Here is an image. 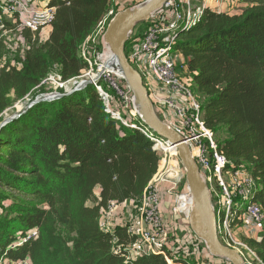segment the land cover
Here are the masks:
<instances>
[{"label": "trees", "instance_id": "1", "mask_svg": "<svg viewBox=\"0 0 264 264\" xmlns=\"http://www.w3.org/2000/svg\"><path fill=\"white\" fill-rule=\"evenodd\" d=\"M45 1L56 8L54 21L44 40L39 31H22L19 66L3 61L0 43V116L34 93L50 73L63 82L81 75L88 62L80 47L110 3ZM242 1L247 6L239 14L205 6L188 23L177 24L172 49L186 58L185 71L193 73L204 124L225 134L216 140L219 151L232 170L252 176L248 200L261 206L264 229V0ZM0 19L8 28L15 26L1 13ZM58 92L63 95L52 100L36 99V93L31 98L36 101L0 127V262L193 264L167 249L129 257L134 239L125 227H99L102 209L112 201L135 207L158 171L155 134L138 118L131 120L136 128L120 125L92 84ZM249 244L259 246L264 263V236Z\"/></svg>", "mask_w": 264, "mask_h": 264}, {"label": "built area", "instance_id": "2", "mask_svg": "<svg viewBox=\"0 0 264 264\" xmlns=\"http://www.w3.org/2000/svg\"><path fill=\"white\" fill-rule=\"evenodd\" d=\"M130 1L139 0H125L124 2ZM225 1L215 0L216 4L211 9L217 12L225 11ZM115 2L118 0H110L108 9L90 35L93 39H100L104 45L106 44L103 40L104 32L110 17L115 15L110 5ZM124 2H118V4ZM205 6L195 5L193 7L191 0H169L160 10L151 14L148 21H144L146 26L143 30H139L143 22L137 23V28L134 26L127 39L129 49L127 58L139 72L142 80H146L143 84L148 91L149 98L154 97L159 103V110L163 118L161 120L181 134L183 142L188 146L197 165L198 173L208 189L210 198H212L211 193H215L216 205L211 204L216 215L217 235L220 242L239 252L244 249L254 254L241 240V237L257 239L262 232V208L258 203L248 200L254 180L245 170H232L225 155L219 151L213 131L204 124L201 103L192 89L191 80H186L187 78L181 76L180 71L183 66L178 65V52L172 49L175 26L179 23H188ZM55 12L56 8L48 6L45 0L38 2L37 0H0L1 15L13 23L12 26L15 24L14 27L8 28L0 19V43L6 45L5 34L17 30L20 34L24 29H28L32 33L45 32L47 36V30L54 21ZM20 36L21 42L24 43L22 35ZM98 59L101 63L99 66L101 76H104L109 84L105 80L98 81V79H94L95 77L92 78L94 80H91V84L104 100L105 111L120 121L123 126L136 128L132 121L123 120L118 109L112 107L113 100L111 98L113 95L108 94L103 87H105L104 84H107V86L110 85L113 92H119L120 95L117 93L119 95L118 102L122 101L123 103L121 108L126 110L132 118H140L131 90L121 74H117L105 66L101 55ZM87 62L88 66L84 70H88V76H93L90 60ZM113 74L117 77H115L116 79ZM82 77L81 73L80 76L63 82L58 75L48 76L41 81L40 85L46 84L50 78H55L58 88L65 90L70 85L74 87L81 83ZM152 139L154 140L153 149L160 155L159 169L147 184L143 194L135 201L136 214L133 219L129 224L123 225L126 233L134 239L128 246L129 257L162 249L169 251L166 244L167 233L163 227L162 212L159 208L158 185L160 183H169L166 194L169 199L173 200V209L180 211L185 218H188L192 206L187 183H181L177 171L180 159H178L176 150L159 137L154 136ZM127 205L128 202H110L107 208L100 212L99 227L103 231H109V221L117 214L119 215ZM244 233L248 236H245ZM36 234V231H33L32 236H36ZM119 248L118 246L117 249ZM259 262L263 263L261 259ZM17 264H21V262Z\"/></svg>", "mask_w": 264, "mask_h": 264}, {"label": "water", "instance_id": "3", "mask_svg": "<svg viewBox=\"0 0 264 264\" xmlns=\"http://www.w3.org/2000/svg\"><path fill=\"white\" fill-rule=\"evenodd\" d=\"M168 1L146 0L136 8L117 12L109 22L103 40L109 45L119 72L131 90L134 100H136L134 103L140 114L139 120L155 134V137L165 140L168 145L174 147L183 165L187 187L192 198V207L188 215L191 231L205 243L208 252L212 256L224 258L230 264H249L239 252L220 242L217 235L216 215L210 202V194L198 173L197 165L188 146L183 142L180 133L169 127L157 116L139 72L130 64L124 52L128 35L134 26L137 23L148 21L149 16L160 10ZM90 83L91 81L81 82L63 93H72ZM60 95L63 94L56 92L36 99L52 100ZM24 109H16L11 115H3L7 112L6 109L0 116V127L18 117Z\"/></svg>", "mask_w": 264, "mask_h": 264}, {"label": "rangeland", "instance_id": "4", "mask_svg": "<svg viewBox=\"0 0 264 264\" xmlns=\"http://www.w3.org/2000/svg\"><path fill=\"white\" fill-rule=\"evenodd\" d=\"M38 1L39 0H37V2ZM145 1L146 0H141V1L139 0V1H135V2H133V1L131 2L130 1V2H127V3L124 2L123 4H120L121 5L120 7L118 6L119 7V11H123L125 9L136 8L138 5H140L139 3H144ZM205 1H207V0H204V2ZM207 3L210 4L212 2L210 1V2H207ZM117 5H118V2H115V4H111L110 5V7H111V9L113 10L114 13L116 11V6ZM191 5L193 7H195V5H202V4H200L199 0H191ZM246 6L247 5L245 3H243L242 0H233L230 3V5H229V7H232L234 9V11H236L238 13H240L242 11V9H244ZM119 11H117V12H119ZM111 19H112V17H110V20ZM108 21H109V19H108ZM144 26H146L145 22L141 23V25L139 27V30L140 29L143 30ZM136 28H137V26H136ZM20 35H21L20 32L17 30L16 32H8L4 36V39L7 40V42H6L7 44L3 45V47H2L3 61L4 60L5 61H9L11 65L19 66L20 65L19 64L20 63V59L23 56V54L21 52L25 48V44L23 42H21V36ZM46 37L47 36H46L45 32H42L40 34V38H41L40 40H44V39H46ZM106 48H109L108 44L104 45V44H102L100 39H98V38L97 39H93L91 37L80 47V52H79L80 55L83 58H85L86 60H90V63H91V66H92V74H94L93 76H88V70L82 71L83 77L81 78V82L91 81V80H94V79H98V81H101V82H103V80H105L104 76H101L102 73H100V71H99V66L101 65V63H100L98 57H100V55H102L107 50ZM109 50H110V48H109ZM124 52H125V55L128 57L129 49H128L127 45H125ZM177 60H178L177 61L178 65H180V66L183 65V68L180 71L181 76L183 75L185 78H187L186 80H189V79L191 80L190 75L188 74L187 71H185V63L183 62V59L180 60V56H178ZM1 65H2V63H1ZM55 75H57L56 72H52V73L49 74V77H53ZM113 76H114V78L116 77L114 74H113ZM93 77H95V78L92 79ZM54 79L55 78H50L46 84L40 85L38 87V89H36L34 91V93H32L28 97H26V99L21 100V101L19 100V101L13 102V105L11 107H9L6 110L7 112H5L3 115H11L12 113L15 112L16 109H24L30 102L35 101V98H37V97L48 96L50 94L58 92L59 88H58V86H57V84H56ZM105 81L109 84V81L107 79ZM145 81L146 80L143 79V82H145ZM90 84H88V85H90ZM71 86L72 85L66 87V89L64 91H68L70 88L73 87V86L72 87ZM104 86L105 87H103V89H105L108 92V94L110 93L111 96L113 95V98H111L113 100L112 107L118 109V111H119V113H120V115H121L123 120H129L131 122V120L133 118L131 116H129V114L127 113L126 110L124 111L121 108V104H123L122 101L118 102L119 101L118 96L120 95V93L116 92V91L113 92V90L110 88V85L107 86V84H104ZM39 89L41 91L38 92ZM36 93L38 94V96H36L34 99H31L34 95H36ZM130 95L131 94L129 93V96ZM196 96H197L198 101H200V103H201L202 100H203L202 97L200 95H198V94H196ZM10 97L14 98L12 93L10 94ZM150 99L152 101V105H153L155 113L157 114V116L160 119H163L162 115H161V112L159 110V103L154 99V97H152ZM102 101H103V105H104V100H102ZM129 107H130V105H129ZM118 123L120 125H122V123L120 121H118ZM224 137H225V134L223 132H219L218 134L214 133V138L217 141H221ZM179 163L180 164H178V170L177 171H178V174H179V176L181 178V183L183 184L184 182H186L185 171H184L183 165H182L180 160H179ZM97 192H98L97 189H95V193H97ZM6 193L12 194L10 191H6ZM211 197L212 198H210V202L215 206L216 204H215V199H214V197H215V193L214 192L211 193ZM20 198L22 200H28V201H31V202H34V203H38V200H36V199H34V198L30 197V196L29 197H24V196L20 195ZM1 204L4 206V205H7L8 202L4 201V202H1ZM88 204H91V202H88ZM135 214H136V209H135L133 203L128 202L127 207L121 213H119V215L117 214L114 218H112L109 221V225H110V230L109 231L115 229L116 227H122L123 225L129 224V222L133 219V216ZM239 232L240 231H238L237 233H239ZM244 235L248 236L245 233H244ZM263 236H264V229L262 228V232L260 233V237H263ZM259 238L252 239V240L255 241V240H258ZM241 240L243 242H245V244L254 252V254H251L250 252H247L244 249H242L241 252H239L238 250H236V251L239 252L242 255V257L249 264H263V263L259 262V259H260L259 246H255L253 244L251 246L249 244V242L252 241V240H250V238H248V237H241ZM211 258L214 259V256H211ZM226 262H227V264H230L227 260H226ZM0 264H15V261H14V263L8 262V261H2V262H0ZM21 264H26V263H21Z\"/></svg>", "mask_w": 264, "mask_h": 264}, {"label": "crops", "instance_id": "5", "mask_svg": "<svg viewBox=\"0 0 264 264\" xmlns=\"http://www.w3.org/2000/svg\"><path fill=\"white\" fill-rule=\"evenodd\" d=\"M125 0H118V2H124ZM212 2L208 4L207 2ZM199 0L200 4L206 5L210 8L215 6V0ZM231 0L225 1V8L231 14H239L234 11L232 7H229ZM228 7V8H227ZM180 60L186 63V58L178 52ZM189 75L193 73L188 72ZM168 182H162L158 185V199L159 208L162 212L163 227L167 233V247L172 256L185 257L193 264H227L226 260L221 257L214 256L211 258V254L208 252L205 243L198 238L190 229L188 218H185L180 211L174 210L172 207L173 200L166 194ZM239 229L237 230V232ZM240 232L238 233V235ZM242 235V234H241ZM240 235V236H241ZM250 240H252L251 237ZM251 242H254L253 240Z\"/></svg>", "mask_w": 264, "mask_h": 264}, {"label": "bare ground", "instance_id": "6", "mask_svg": "<svg viewBox=\"0 0 264 264\" xmlns=\"http://www.w3.org/2000/svg\"><path fill=\"white\" fill-rule=\"evenodd\" d=\"M106 49L107 50L101 55V59L104 61L105 66L108 67L109 70H111L117 74H120L119 69L117 67V63H116V61L112 55V52H110L109 48H106ZM134 101H136V100H134ZM190 210H191V208H190Z\"/></svg>", "mask_w": 264, "mask_h": 264}]
</instances>
